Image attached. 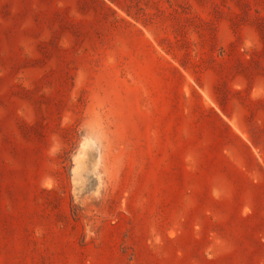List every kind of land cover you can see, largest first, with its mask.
<instances>
[{
  "label": "rangeland",
  "instance_id": "374dc122",
  "mask_svg": "<svg viewBox=\"0 0 264 264\" xmlns=\"http://www.w3.org/2000/svg\"><path fill=\"white\" fill-rule=\"evenodd\" d=\"M0 264H264V0H0Z\"/></svg>",
  "mask_w": 264,
  "mask_h": 264
}]
</instances>
